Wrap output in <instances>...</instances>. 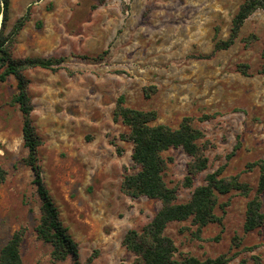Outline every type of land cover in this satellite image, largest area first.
I'll return each mask as SVG.
<instances>
[{"label": "rangeland", "instance_id": "rangeland-1", "mask_svg": "<svg viewBox=\"0 0 264 264\" xmlns=\"http://www.w3.org/2000/svg\"><path fill=\"white\" fill-rule=\"evenodd\" d=\"M244 0H11L5 36L28 11L30 20L10 48L14 59H62V68L25 72L34 110L31 118L42 140L37 163L60 218L79 247V259L55 261L53 247L36 233L41 199L34 171L25 163V115L14 103L18 80L0 82V164L8 176L0 184V251L24 228V264H133L123 245L126 233L141 230L161 208L160 201L131 198L121 191L126 175L140 168L132 160L129 129L114 121L119 97L126 106L155 111L153 125L178 128L185 118L205 134L206 171L192 188L181 183L191 158L182 149L165 173L179 186L178 203L191 199L206 176L223 168L239 175L252 192L220 198L222 225L213 223L196 237L191 219L171 223L166 234L176 243V258L201 260L233 256L229 264H264V227L244 230L247 203L255 195L264 159V10L244 23L235 44L214 52L227 40ZM0 16V32L2 26ZM248 65V74L240 66ZM2 68L0 67V73ZM264 207V196H263ZM219 238V239H217Z\"/></svg>", "mask_w": 264, "mask_h": 264}, {"label": "trees", "instance_id": "trees-1", "mask_svg": "<svg viewBox=\"0 0 264 264\" xmlns=\"http://www.w3.org/2000/svg\"><path fill=\"white\" fill-rule=\"evenodd\" d=\"M11 0H0V16L2 26L0 32V82H6L10 76L18 80V92L14 103L19 105L25 115L24 139L29 149L25 163L35 174V184L41 199V218L36 233L40 240L53 247L52 257L55 261H65L73 257L79 259V247L69 233V229L60 218V213L54 204L49 191L43 183L41 168L37 163L38 149L42 140L33 124L31 115L34 110L32 100L27 92L29 80L25 72L34 68L58 71L62 68V59L26 57L14 59L10 48L16 37L21 33L30 20L28 13L18 19L10 33L5 36L10 19ZM258 10H264V0H244L232 20L230 35L227 40L216 43L214 52L227 50L232 47L239 37L246 20ZM264 60V51L262 53ZM248 65L240 66V71L247 75ZM264 74V62L259 70ZM114 121L122 122L129 133L122 138L133 143L132 160L140 170L135 174L126 175L121 184V191L131 198L147 197L160 201L161 208L153 219L141 230H129L123 239V245L135 255L133 264H229L233 256L220 255L216 258L201 260L195 256L186 255L176 258L179 252L175 241L166 234L171 223L190 220L197 227L196 237H200L202 229L209 224L222 225L223 217L218 216L216 209L224 210L220 198L232 192L249 197L252 188L240 180V176L223 177V168L206 176L205 184L194 189L191 199L178 203L179 186L170 187L165 180V173L172 158H165L164 153L171 149H182L190 158L188 174L181 186L192 188L194 179L207 170L209 159L205 154L207 143L200 144L205 139L203 131L195 128L191 118H185L178 128L165 124L153 125L157 119L155 111H143L126 106L124 96L119 97L114 111ZM258 168L260 175L255 195L247 203L244 230L253 232L264 227V159L249 164L247 170ZM8 172L0 164V184L7 179ZM26 230L16 231L0 251V264H24L21 246ZM219 239V238H217ZM94 255L87 258L85 264H92ZM240 264H245L242 261ZM256 264H262L256 257Z\"/></svg>", "mask_w": 264, "mask_h": 264}]
</instances>
